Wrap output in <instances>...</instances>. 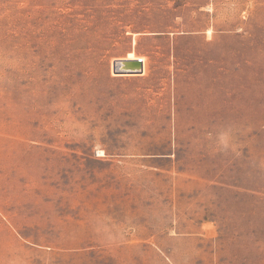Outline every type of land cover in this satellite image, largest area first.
<instances>
[{
	"label": "rangeland",
	"instance_id": "1",
	"mask_svg": "<svg viewBox=\"0 0 264 264\" xmlns=\"http://www.w3.org/2000/svg\"><path fill=\"white\" fill-rule=\"evenodd\" d=\"M0 264H264V0H0Z\"/></svg>",
	"mask_w": 264,
	"mask_h": 264
},
{
	"label": "water",
	"instance_id": "2",
	"mask_svg": "<svg viewBox=\"0 0 264 264\" xmlns=\"http://www.w3.org/2000/svg\"><path fill=\"white\" fill-rule=\"evenodd\" d=\"M117 61V60H116ZM114 61L113 63V71L121 73V74H131V73H142V62L140 59L135 60H129V61ZM117 65H119V68L117 69Z\"/></svg>",
	"mask_w": 264,
	"mask_h": 264
}]
</instances>
